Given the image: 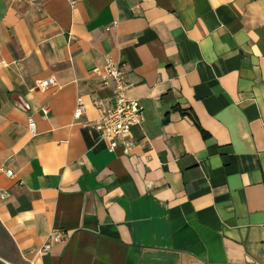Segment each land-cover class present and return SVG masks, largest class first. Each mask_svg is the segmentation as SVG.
I'll list each match as a JSON object with an SVG mask.
<instances>
[{"label":"crops","instance_id":"0c3cea01","mask_svg":"<svg viewBox=\"0 0 264 264\" xmlns=\"http://www.w3.org/2000/svg\"><path fill=\"white\" fill-rule=\"evenodd\" d=\"M108 58L129 153L93 128ZM0 264H264V0H0Z\"/></svg>","mask_w":264,"mask_h":264},{"label":"built area","instance_id":"2783aa9c","mask_svg":"<svg viewBox=\"0 0 264 264\" xmlns=\"http://www.w3.org/2000/svg\"><path fill=\"white\" fill-rule=\"evenodd\" d=\"M92 74L100 78V85L103 88L111 90L115 103L114 106L107 107L101 101L95 102V106L103 110L102 119L93 125L98 133L99 141L104 142L111 153H114L120 146L124 148L125 153H129L136 145V142L131 138L132 129L142 124L144 109L138 101L128 97L132 84L129 81L126 66L108 58L105 65L94 68ZM57 87L58 83L54 79L39 81L36 85V89L41 92ZM43 113L47 116L50 113V107H44ZM85 113L86 108L80 103L75 118L80 119ZM28 128L31 135L37 134V123L32 116L29 117ZM3 172L10 179L14 177L10 171ZM1 197L6 199L8 194L3 193ZM64 240L65 236L61 231H53L43 252H49L54 244Z\"/></svg>","mask_w":264,"mask_h":264},{"label":"trees","instance_id":"16d2710c","mask_svg":"<svg viewBox=\"0 0 264 264\" xmlns=\"http://www.w3.org/2000/svg\"><path fill=\"white\" fill-rule=\"evenodd\" d=\"M196 125H197V127H199V128H200V125H199L198 123H196Z\"/></svg>","mask_w":264,"mask_h":264}]
</instances>
